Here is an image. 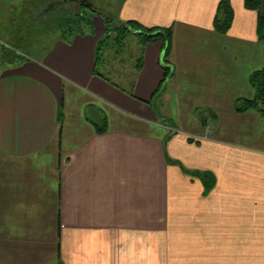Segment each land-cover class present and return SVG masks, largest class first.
I'll use <instances>...</instances> for the list:
<instances>
[{"label": "crops", "instance_id": "crops-1", "mask_svg": "<svg viewBox=\"0 0 264 264\" xmlns=\"http://www.w3.org/2000/svg\"><path fill=\"white\" fill-rule=\"evenodd\" d=\"M220 1L125 0L112 15L171 28L170 50L131 38L108 81L104 15L30 56L8 44L19 0H0V264H264V113L235 108L264 45L245 0L216 30Z\"/></svg>", "mask_w": 264, "mask_h": 264}, {"label": "trees", "instance_id": "trees-1", "mask_svg": "<svg viewBox=\"0 0 264 264\" xmlns=\"http://www.w3.org/2000/svg\"><path fill=\"white\" fill-rule=\"evenodd\" d=\"M72 0H66L65 3H69ZM62 2L61 4H63ZM64 3V4H65ZM84 9L82 14L76 15V21L83 19L82 23H79L77 29L80 33H86L87 31L93 30V24L90 16H87L85 11L89 10L91 13H99L104 15L106 21V33L98 42L96 48V67L95 73L108 81H112L108 75L102 72L103 63L105 62V56L107 50H115L117 52H126L130 49L129 41L131 38H136L138 44L141 46V50L146 44L154 41H163L165 45L166 56L170 50V41L172 36V29H159V28H147L143 26L140 22L136 20L122 21L117 19L112 14H104V12L99 8L94 10L89 8L86 2L82 1ZM245 6L248 9L255 10L257 12V31L259 39L264 45V0H245ZM234 19V10L231 5L230 0H221L218 6V10L214 20V26L216 30L222 33L228 32L232 26ZM60 22V21H59ZM61 22H64L63 20ZM72 21L66 20V23H71ZM62 24V23H61ZM74 31V30H73ZM140 51L139 55L136 57L135 62V72L136 75L143 65L142 55L143 52ZM172 74L171 69L166 67L165 77L162 85ZM250 83L255 90V94L252 98H239L235 103V108L238 112H245L250 109H257L264 113V67L254 71L250 75ZM117 86L119 84L115 83ZM98 130L100 132L106 130L105 125H99ZM192 174L199 177L204 184L205 193H209L216 186V177L211 171H193Z\"/></svg>", "mask_w": 264, "mask_h": 264}, {"label": "rangeland", "instance_id": "rangeland-1", "mask_svg": "<svg viewBox=\"0 0 264 264\" xmlns=\"http://www.w3.org/2000/svg\"><path fill=\"white\" fill-rule=\"evenodd\" d=\"M100 8L103 12L117 14L121 5L125 0H90ZM64 0H19L17 3L19 22L12 27V33L18 31V38L9 41V45L18 48L25 55L36 56L45 47L53 45V38L56 35L54 30L57 26L62 30V33L69 35L73 30H77L83 19L76 20V15L82 14L84 5L81 2L72 0L69 3H63ZM87 16L94 15L91 11H85ZM105 14V13H104ZM50 19L48 24H44L46 19ZM71 20V23H64L66 20ZM64 22H61V21ZM47 21V20H46ZM60 21V22H59ZM35 23V24H34ZM62 23V24H61ZM35 25V26H34ZM64 30V32H63ZM26 33H34L29 41H23L22 35ZM11 38H13L11 36ZM27 39V38H26Z\"/></svg>", "mask_w": 264, "mask_h": 264}, {"label": "water", "instance_id": "water-1", "mask_svg": "<svg viewBox=\"0 0 264 264\" xmlns=\"http://www.w3.org/2000/svg\"><path fill=\"white\" fill-rule=\"evenodd\" d=\"M83 1L86 2L89 8H93L94 10H97V6L94 3H92L90 0H83Z\"/></svg>", "mask_w": 264, "mask_h": 264}, {"label": "flooded vegetation", "instance_id": "flooded-vegetation-1", "mask_svg": "<svg viewBox=\"0 0 264 264\" xmlns=\"http://www.w3.org/2000/svg\"><path fill=\"white\" fill-rule=\"evenodd\" d=\"M75 1L82 2L83 0H75Z\"/></svg>", "mask_w": 264, "mask_h": 264}]
</instances>
